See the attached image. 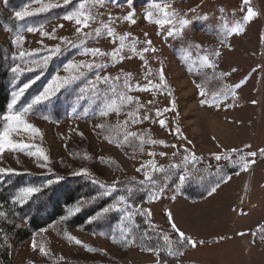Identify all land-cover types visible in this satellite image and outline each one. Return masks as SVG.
Returning a JSON list of instances; mask_svg holds the SVG:
<instances>
[{"label":"rangeland","instance_id":"rangeland-1","mask_svg":"<svg viewBox=\"0 0 264 264\" xmlns=\"http://www.w3.org/2000/svg\"><path fill=\"white\" fill-rule=\"evenodd\" d=\"M64 2L40 0L27 9L36 14L45 5ZM118 2L89 0L83 8L80 5L15 40V52L20 55L23 51L27 56L57 47L60 51L72 45L81 47L53 73L49 85L57 76L63 79L75 75V80L84 78L82 87L95 85L99 90L103 84L111 85L114 99L102 112L107 115L78 114L60 122L15 112L38 129V134L25 130L23 125L11 132L14 143L29 147L6 148L0 153V168L12 169L8 173L14 174L52 176V181L84 176L111 184L127 178L142 179L154 170L152 165L155 169L170 166L185 152L202 157L233 150L259 154L264 149V0H147L138 5ZM249 8L256 15L247 20ZM78 11L92 17L87 27L78 25L75 19H64ZM129 13H134L135 23L125 19ZM237 25L241 30L230 32ZM77 28H82L79 34ZM109 28L113 36L107 34ZM170 30L172 36H168ZM122 36H126L123 45ZM148 40L151 45L146 43ZM93 49L106 55L93 58L84 54ZM204 57L213 67L205 65ZM35 64L28 62L22 69H32ZM69 64L94 66L66 71ZM97 76L111 79L104 83L97 81ZM145 87L150 90H142ZM113 101L118 112L108 109ZM159 120L165 121L164 127ZM7 126L8 121L3 131ZM253 159L249 155V161ZM140 208L155 226L161 225L165 217L169 220L170 212V223L197 242L179 257L178 263L264 264V240H254V230L264 225V160L248 164L247 170L227 178L200 202L180 197L168 201L161 196ZM76 209L70 212L75 214ZM120 244L76 228H47L14 248L12 260L13 264L159 262L156 251ZM41 247L46 254L41 253Z\"/></svg>","mask_w":264,"mask_h":264},{"label":"trees","instance_id":"trees-1","mask_svg":"<svg viewBox=\"0 0 264 264\" xmlns=\"http://www.w3.org/2000/svg\"><path fill=\"white\" fill-rule=\"evenodd\" d=\"M36 1L40 0H0V133L6 123L5 116L25 109H28L26 113L30 117L60 122L77 117L78 114L86 117L93 113L100 114L114 99L110 92L113 90L111 85L103 84L99 90L93 86L82 87L84 78L80 77L61 87L50 100L33 103L44 92L45 86L49 85L53 73L81 51V47L72 45L59 52L42 51L21 57L13 49L16 38L28 28H41L89 0H69L68 3L54 5L22 20L16 19V11ZM146 1L120 0L121 3L136 5L145 4ZM45 57H48L46 62ZM28 62L36 64L32 69H22ZM15 67L19 68V72L12 71ZM21 89L22 94L9 109L13 93ZM260 153L255 157L257 162L264 160V155ZM185 156L189 157L187 162ZM191 156L190 152H185L175 164L156 168L164 171H149L146 175L151 176L155 184L146 181L145 177L139 180L127 178L110 184L84 176L52 181V176L47 175L0 173V213H3L0 215V264H13L14 248L32 239L38 231L56 227L58 230L80 229L112 242H120L123 246H137L143 251L159 249V262L156 264H182L178 263V259L191 245L186 241L179 243V235L172 229L167 217L161 225H153L140 205L153 202L161 196H165L168 201L180 197L191 203L200 202L227 178L241 172L243 164L249 161L245 150L221 152L206 157L195 155L194 161ZM216 156L221 158L217 160ZM241 156L244 157L243 161ZM30 187L40 191L28 196L23 203L16 200L22 189ZM121 197L124 198L123 203ZM85 202L87 204L84 208ZM73 207L79 208L75 214L71 213ZM262 228L264 225L258 229ZM258 229L254 230L257 232L254 239L256 242L264 240L261 238L264 232ZM165 236L171 244L164 240ZM169 250L175 255L170 256ZM48 264L85 263L55 261Z\"/></svg>","mask_w":264,"mask_h":264},{"label":"snow or ice","instance_id":"snow-or-ice-1","mask_svg":"<svg viewBox=\"0 0 264 264\" xmlns=\"http://www.w3.org/2000/svg\"><path fill=\"white\" fill-rule=\"evenodd\" d=\"M69 0H65V3H68ZM98 2H101L102 3V0H98ZM54 5H45L43 8H41L40 10L43 11V10H46L47 8H50V7H53ZM157 8H159V5H156ZM81 8H83V5H81ZM161 11H164L165 12V15H169L166 11V9H161ZM29 15H32L31 12L28 11L27 8L23 9V10H20V11H16L15 12V17L16 19L18 20H22L24 17L26 16H29ZM133 15L134 13H129L127 17H125L126 20L132 22V23H135V21L133 20ZM152 13L149 12L148 13V16L151 17ZM256 15L255 12H253V10L251 8L248 9L247 11V16L245 17V19L247 20H250L252 17H254ZM82 17V18H81ZM64 19L66 20H73L75 19V22L78 24V25H81L82 27H87L88 26V20L92 19V17L90 15H83L82 12H74L73 14L71 15H67L64 17ZM182 24H186L187 21H181ZM62 27V26H61ZM29 32H33L35 31V29L33 28H28L27 29ZM82 28H77V33L79 34L81 32ZM240 27L239 25H237V27L235 28H232L230 29V32L232 33H238L240 31ZM96 34L97 36L100 35V30L97 29L96 30ZM109 36H113L114 33L113 31L109 28L108 29V33H107ZM174 34V32L172 30H170L168 32V36H172ZM88 34L86 33L85 36H87ZM147 35V34H145ZM17 40H20L22 39V37H17L16 38ZM121 42H122V45H123V41L126 39V36H122L121 38ZM146 43L148 45H151V41L148 40L146 41ZM135 49H133L134 51ZM55 52H59L60 49L57 47L55 50ZM144 51H148V48H145ZM152 51H155V49H152ZM86 55L90 54L93 58H95L96 56L100 55V56H103V55H106V53H103L101 52L99 49H93L91 50L90 52H88L87 50L85 51ZM115 53H113L114 55ZM217 55H219V53H216ZM26 55L25 52L21 51L20 52V56L21 57H24ZM143 59V57H141ZM45 62L47 61L48 57H45ZM204 63L206 66L208 67H213L212 64L208 63V58L207 57H204ZM94 65L93 64H80V65H77V64H69L66 68V71H69V70H78L79 68L81 67H87V68H92ZM12 71L14 73L16 72H19V68L18 67H15L12 69ZM78 77H76L75 75H69L63 79H61L59 76L56 77V79L53 81L52 84H50L48 86V88H46L44 90V92L36 97V99L33 101V103H41L43 101H47V100H50V98L52 96H54L56 94V92L59 91V89L67 84H69L70 82H72L73 80L77 79ZM97 81H101L103 80L104 83H107L109 81V79H111L110 77H103L101 78L100 76H97ZM160 80L163 81L164 80V76H163V70L161 69V74H160ZM151 83V82H149ZM25 87H27V85H25ZM95 87V85H93V88ZM236 87H240V85H236ZM114 90V89H113ZM142 90L144 91H148L150 90L149 88L145 87L143 88ZM23 92V89H21L19 92H14L13 93V99H12V102L11 104L9 105V109L12 108L13 105H15L16 103V100L19 98V96L22 94ZM201 95L203 96L204 95V92L201 91ZM124 99H127L129 102L132 100L131 97H121V100H124ZM150 103V102H149ZM202 103H204V101H202ZM255 103V102H253ZM31 107V105H29V108ZM173 108H174V102H173ZM108 109L109 110H116L118 112V109L116 108L115 106V101H113L112 104L108 105ZM25 112L28 111V109H25L24 110ZM103 115H107V112H104L102 113ZM159 114V113H158ZM4 119L6 121H8V126L4 129L3 133H0V153H2L6 148L8 149H25L27 147H29L28 145L26 144H23V143H14L11 139H10V133L13 132V131H17L19 129V126L20 125H23V128L25 130H31L33 133H37L38 134V129L34 128L32 125H29L27 124L23 119H22V114L20 113H12L10 115H7L4 117ZM144 119H147V117H144ZM159 123L161 125V127H164L165 126V121L164 120H159ZM100 127H103V125H101ZM160 143H163V142H160ZM187 151V150H185ZM235 151V150H233ZM261 155H264V149L261 150ZM43 155V154H41ZM150 155H154V153H150ZM161 155H165V153H161ZM248 155H250L251 157H256L257 153L255 152H252V153H249ZM221 157L220 156H216V159L219 160ZM45 160H47V157L45 156L44 157ZM189 159L188 156H185V162H187ZM191 159L194 161L196 159L195 155L192 154L191 156ZM241 160L243 161L244 160V157L241 156ZM250 163H255V159L251 160V161H248L247 163H244L243 164V168L244 170H247V167H248V164ZM152 167L154 168V170H157V171H164L163 169H155V165H152ZM172 167H179V165H173ZM13 170L12 169H3V168H0V173H8V172H12ZM139 171V169H138ZM145 180L152 183V184H155V181H152V178L151 176L149 175H146L145 176ZM181 183H183V177H181ZM40 191V189L38 188H33V187H30V188H25V189H22L20 191V193L17 195L16 197V200L20 201L21 203L24 202L25 199H27L28 196L32 195L33 193H36ZM212 191L214 192L215 189H212ZM121 203L124 202V198L121 197ZM174 199V197H173ZM77 211L79 209H76ZM150 214V213H149ZM0 215H3V213H0ZM168 217H169V221L171 222L172 220V217H171V213L169 212L168 213ZM171 227L174 231H176L179 235V243H184L185 241L190 244L192 247H196V241L192 240L190 237H186L185 234L183 232H180L179 229L176 227L175 223H171ZM258 231L260 232H264V228L262 229H258ZM240 235H245V233H240ZM262 239H264V237H261ZM71 239V238H69ZM164 240L169 242V244H171V242L169 241V238L167 236L164 237ZM77 244L80 243V241H75ZM202 243V242H201ZM34 249H35V245H33ZM90 250V249H89ZM40 251L42 254H46L45 253V250L43 247L40 248ZM149 251H156L157 254H159V249H149ZM168 254L170 256L172 255H175V253L171 250H169ZM182 254V253H181Z\"/></svg>","mask_w":264,"mask_h":264}]
</instances>
